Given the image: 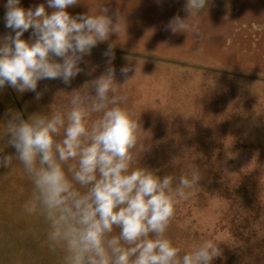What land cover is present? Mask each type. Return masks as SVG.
I'll return each mask as SVG.
<instances>
[{"label":"rangeland","instance_id":"374dc122","mask_svg":"<svg viewBox=\"0 0 264 264\" xmlns=\"http://www.w3.org/2000/svg\"><path fill=\"white\" fill-rule=\"evenodd\" d=\"M32 1L47 8L46 0ZM185 4L81 0L67 9L71 15L104 5L109 15L119 9L126 28L92 49L70 85L55 79L41 80L38 87L57 86L47 101L65 105L67 93L104 72L103 53L114 44L118 83L124 82L122 66L140 68L123 91L149 132L143 143L151 147L141 166L158 169L161 176L191 166L202 172L195 195L177 209L170 237L184 247L217 241L222 256L213 264H264V0H208L194 20L200 36L165 29L174 16H187ZM9 32L0 22V38ZM30 38L31 29L22 36ZM61 91L66 93L56 96ZM35 100V93L6 85L0 90V124L9 109L18 111L14 101ZM5 143L0 139V150L14 155ZM31 196L19 164L0 167V264H60L61 253L49 249L43 218L23 210Z\"/></svg>","mask_w":264,"mask_h":264},{"label":"clouds","instance_id":"9594fccd","mask_svg":"<svg viewBox=\"0 0 264 264\" xmlns=\"http://www.w3.org/2000/svg\"><path fill=\"white\" fill-rule=\"evenodd\" d=\"M80 2L47 0V8L42 3L25 9L20 0H7L4 20L11 32L0 38V90L7 85L39 100L41 80L70 85L92 49L126 28L119 9L109 15L104 5L71 15L67 9ZM207 7L208 0H186L187 16H174L165 29L200 36L194 20ZM29 29L31 38L22 39ZM114 47L109 44L103 53L104 72L67 93L65 105L53 103L26 119L19 111L6 112L0 139L15 154L0 150V167L21 166L32 185L23 210L43 218L49 249L61 253L60 264H213L222 256L217 241L184 247L169 235L177 209L195 195L202 172L191 166L161 176L141 166L151 147L143 143L149 132L123 91L140 68L122 66L124 82L118 83ZM61 93L66 92L56 96Z\"/></svg>","mask_w":264,"mask_h":264},{"label":"crops","instance_id":"0c3cea01","mask_svg":"<svg viewBox=\"0 0 264 264\" xmlns=\"http://www.w3.org/2000/svg\"><path fill=\"white\" fill-rule=\"evenodd\" d=\"M20 2H21V6L24 7L25 9H27L29 7H35L36 5H38V4L34 5L32 0H20ZM28 2L30 4H28ZM36 2H38V0H36ZM46 2H47V0H46ZM6 3H7V0H0V22L1 23L2 22L5 23L4 16L6 13V8H5ZM55 88H57V86H53V85H52V87L51 86L38 87L37 91L43 92V95L39 100L36 99L35 102H28V103H25L23 105H20V104L16 105V103L14 101L13 104L17 108V110L22 113V115L25 119L27 118V116L34 114V113L47 112L50 110V105L55 103L53 101L52 102L47 101V99H53L54 93L52 95V93H50V91L52 92L53 90H55ZM63 105L55 103L56 107H61Z\"/></svg>","mask_w":264,"mask_h":264}]
</instances>
